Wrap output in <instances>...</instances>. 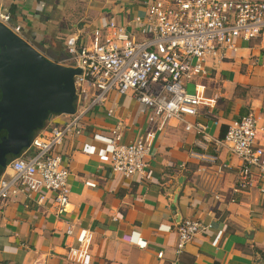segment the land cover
<instances>
[{
  "label": "crops",
  "instance_id": "crops-1",
  "mask_svg": "<svg viewBox=\"0 0 264 264\" xmlns=\"http://www.w3.org/2000/svg\"><path fill=\"white\" fill-rule=\"evenodd\" d=\"M0 10L10 12L22 39L56 62L68 35L87 39L93 27L113 20L137 37L130 19L144 14L141 0H0ZM235 46L218 62L207 57L203 75L185 83L188 92L198 82L204 95L216 97L211 108L198 106L185 120L205 124L213 139L230 119L250 112L258 128L253 143L264 148V27ZM69 114H51L41 127ZM147 114L130 92L116 90L83 114L80 133L57 149L69 171L65 212L53 211L48 191L40 203L34 193L0 200V264H73L64 249L66 227L92 231L89 264H264V195L254 185L233 188L238 160L174 120L157 129ZM116 127L122 142L154 131L145 177L118 174L100 155L108 147L93 133L107 136ZM183 219L210 227L175 255L173 227Z\"/></svg>",
  "mask_w": 264,
  "mask_h": 264
},
{
  "label": "built area",
  "instance_id": "built-area-1",
  "mask_svg": "<svg viewBox=\"0 0 264 264\" xmlns=\"http://www.w3.org/2000/svg\"><path fill=\"white\" fill-rule=\"evenodd\" d=\"M141 5L144 14L130 19L137 37L109 20L93 27L87 39L76 34L64 38L65 55L58 63L78 69L72 76L73 112L58 125L36 130L29 145L4 166L0 200L34 193L40 203L48 191L52 193L53 211L57 215L65 212L69 171L57 149L68 135L80 133L83 114L101 105L110 90L130 92L147 109V122L157 129L174 120L184 130L225 149L240 165L233 188L246 190L254 185L264 195V148L253 143L258 128L250 112L230 119L223 135L213 139L206 134L205 124L185 120L198 106L211 108L216 98L204 95L198 82L188 92L185 83L203 75L207 57L218 62L227 51L235 50L237 38L248 40L258 34L264 27V0H141ZM9 14L0 10V23L20 36V26L10 23ZM93 137L107 145L106 153L100 155L107 157L113 171L125 177L146 176L145 157L154 137L152 129L130 142H122L117 127L107 136L93 133ZM209 225L198 219L177 222L173 227L174 254H180L194 234L204 235ZM64 234L70 239L64 245L68 261L89 264L92 231L66 227ZM156 256L160 258L161 252Z\"/></svg>",
  "mask_w": 264,
  "mask_h": 264
},
{
  "label": "water",
  "instance_id": "water-1",
  "mask_svg": "<svg viewBox=\"0 0 264 264\" xmlns=\"http://www.w3.org/2000/svg\"><path fill=\"white\" fill-rule=\"evenodd\" d=\"M78 69L46 58L0 23V171L29 145L51 114L72 113Z\"/></svg>",
  "mask_w": 264,
  "mask_h": 264
},
{
  "label": "flooded vegetation",
  "instance_id": "flooded-vegetation-1",
  "mask_svg": "<svg viewBox=\"0 0 264 264\" xmlns=\"http://www.w3.org/2000/svg\"><path fill=\"white\" fill-rule=\"evenodd\" d=\"M0 98H1V89H0ZM7 134V132L5 131V129H2L1 128V126H0V138L1 137H3V136H5ZM11 160V158H6V159H4V162H5V165L9 162ZM4 165V166H5ZM2 171H0V173H1Z\"/></svg>",
  "mask_w": 264,
  "mask_h": 264
},
{
  "label": "trees",
  "instance_id": "trees-1",
  "mask_svg": "<svg viewBox=\"0 0 264 264\" xmlns=\"http://www.w3.org/2000/svg\"><path fill=\"white\" fill-rule=\"evenodd\" d=\"M74 100H75V99H74ZM74 100H73V101H74ZM73 101H72V106H73ZM224 131H225V130H222V131H221V133H220V137L223 135Z\"/></svg>",
  "mask_w": 264,
  "mask_h": 264
},
{
  "label": "rangeland",
  "instance_id": "rangeland-1",
  "mask_svg": "<svg viewBox=\"0 0 264 264\" xmlns=\"http://www.w3.org/2000/svg\"><path fill=\"white\" fill-rule=\"evenodd\" d=\"M37 44H38V43H37ZM35 46H36V45H35ZM37 46H39V47H41V48H42V46H43V45H42V44H38ZM39 47H38V48H39Z\"/></svg>",
  "mask_w": 264,
  "mask_h": 264
}]
</instances>
